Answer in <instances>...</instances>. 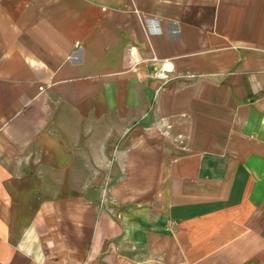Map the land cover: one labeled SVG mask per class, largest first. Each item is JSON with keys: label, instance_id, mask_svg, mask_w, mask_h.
<instances>
[{"label": "crops", "instance_id": "obj_1", "mask_svg": "<svg viewBox=\"0 0 264 264\" xmlns=\"http://www.w3.org/2000/svg\"><path fill=\"white\" fill-rule=\"evenodd\" d=\"M0 264H264V0H0Z\"/></svg>", "mask_w": 264, "mask_h": 264}, {"label": "built area", "instance_id": "obj_2", "mask_svg": "<svg viewBox=\"0 0 264 264\" xmlns=\"http://www.w3.org/2000/svg\"><path fill=\"white\" fill-rule=\"evenodd\" d=\"M148 22H153V21H149V20H147V23H148ZM42 89H43V88L41 87L40 90H42ZM179 143H181V141H179Z\"/></svg>", "mask_w": 264, "mask_h": 264}]
</instances>
